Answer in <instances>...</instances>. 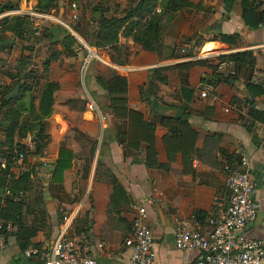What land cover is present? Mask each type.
Here are the masks:
<instances>
[{"label":"crops","instance_id":"0c3cea01","mask_svg":"<svg viewBox=\"0 0 264 264\" xmlns=\"http://www.w3.org/2000/svg\"><path fill=\"white\" fill-rule=\"evenodd\" d=\"M189 1L200 4V8H185L176 14L163 33L160 52L146 50L131 38H122L119 45L126 47V51L98 50L108 63L93 58L84 77L83 50L73 56L61 54L50 62V78L60 88L55 92L53 113L48 119L49 141L40 156H31L22 164L27 169L36 163L38 166L34 168L44 180L40 211L34 207L24 216L26 225L38 228L29 247L41 248L56 238L64 227L63 217L69 215L64 224L68 233L83 239L81 244L98 264H129L130 250L124 246V239L132 228L133 204L141 202L147 209V224L153 232L159 264H193L199 252L176 248V222H192L197 211L208 217L217 203L228 201L225 158H231L232 163L242 153L248 156L260 203L257 217L245 228V235L264 238V120L249 121L248 115L250 104L264 113V92L255 94L244 75L232 83L215 85L213 68L185 66L198 59L218 65L220 55L252 50L256 59L254 72L257 77H264V47H261L264 22L248 25L243 20L239 0L231 8L223 0ZM35 2L23 0L19 7L34 10ZM263 7L264 0L259 9ZM62 12L59 7L52 15ZM26 17L33 23L31 42L20 39L12 40L10 45L0 42V85L11 83L5 73L17 64L24 45L33 44V61L38 65L49 58L52 49H62L63 32L58 23ZM224 33L236 34L235 43L220 41L218 37ZM45 34L52 38H39ZM193 36L203 41L194 49L196 57L186 56L192 47L188 39ZM156 69L165 77L164 82L157 80ZM232 69L233 65H229L219 71L228 73ZM114 74L127 80L128 107L141 112L145 120L155 125L158 167L146 165V142L137 148L119 142L127 121L111 113L108 93L97 81L99 76L109 78ZM183 88L193 93L183 92ZM204 89L208 94L202 97ZM90 104L94 107L90 108ZM174 110L182 111V115L173 117ZM164 117L187 119L196 132L190 161L184 159L182 152L174 151L170 143L167 145L172 131L178 127L176 123L163 125ZM94 144L96 148L91 153ZM62 147L71 150L74 157L70 167L63 171L61 181H54L52 175ZM18 165L21 167V163ZM14 171L18 172V168ZM111 177L127 195V200L119 205L112 201ZM199 222L204 224L206 219ZM97 242L107 245L111 254L98 250ZM23 251L16 236L8 235L0 264H43L36 257L26 258Z\"/></svg>","mask_w":264,"mask_h":264},{"label":"trees","instance_id":"16d2710c","mask_svg":"<svg viewBox=\"0 0 264 264\" xmlns=\"http://www.w3.org/2000/svg\"><path fill=\"white\" fill-rule=\"evenodd\" d=\"M22 1L0 0V12L17 8ZM64 1L77 2L80 0H36L33 9L37 12L52 14L59 10L61 3ZM223 1L227 8H231L238 0ZM239 1L242 7L243 20L248 25L258 26L264 22V7L259 9L263 0ZM124 4L123 6L119 2H113L112 4L101 2L92 5L90 16L85 17L87 21L85 25L80 22L81 19L84 20L83 15L88 12L86 11L87 7L84 6L83 13L79 15V20L72 29L93 48L112 49L116 53H121L126 51V47L120 46L119 42L121 37H125L131 38L133 42L141 45L146 50L160 52L163 33L176 14L185 8H200V4L193 5L189 0H125ZM61 27L60 30L63 32L61 50L52 49L49 58L38 65L33 61V44L24 45L22 54L16 61L17 64L8 68L5 73L11 83L0 85V161L1 159L5 160L4 167L0 162V220L10 221L15 225V230L9 235L16 236L18 245L22 250L29 248L30 239L38 231L37 227L26 225L24 216L26 212L34 207L41 209L43 205L44 180L35 170L38 165L35 163L33 167L24 169L22 164L31 156H40L49 141L48 119L53 113L55 92L60 88L59 83L50 78V62L56 60L61 54L73 56L82 50L78 39L68 29ZM33 32V23L28 17L14 16L0 21L1 43L5 42L10 45V42L16 39L31 42ZM57 33H59V30ZM7 34L10 35L7 36ZM41 37L42 39L48 37L51 39L52 35L45 34L39 38ZM236 37V34L224 33L220 34L218 38L222 42L234 44ZM188 40L191 41L192 47L189 48L186 56H196L194 49L203 41L196 39L194 36ZM124 53L126 54V52ZM217 59L218 65H213L211 60L208 59H198L187 62L185 66L190 68L194 65H206L213 68L215 71L213 84L215 85L220 82L232 83L244 75L248 81L247 85L250 89H253L255 94L264 92V85L253 80L256 59L252 50L220 55ZM223 62L232 63V72L219 71V65ZM158 71V69L155 70L157 80L164 82L165 77L159 75ZM97 81L108 93L111 113L127 121L126 130L120 132L121 139H119V142H126V145L130 148H137L141 142H146V165L148 167L160 166L155 157V125L145 120L141 112L128 107L126 78L114 74L109 78L99 76ZM16 87H19L18 94L7 100L6 95ZM182 91L193 93L185 88ZM247 101L249 100L247 99ZM248 115L250 117L249 121L264 120V113L255 109L252 104L249 105ZM161 121L163 125L177 124V130L172 131V138L167 140L166 143L167 145L170 143L174 151L182 152L184 159L190 161L197 134L189 126L188 120L164 117ZM28 134L32 136V148H27L23 143V139ZM95 148L94 144L91 147V153L95 151ZM19 153L24 155L21 167L17 162ZM73 157L74 154L71 150L64 147L60 149L56 168L52 175L54 181H61L63 171L70 167ZM225 161L231 162L232 159L226 157ZM14 168H18V172H15ZM84 169L87 175L88 168L85 167ZM111 183L114 197L112 201L115 205H119L122 201L127 200L126 192L114 177H111ZM206 217L207 215L202 211L195 212V218L198 221L202 222Z\"/></svg>","mask_w":264,"mask_h":264},{"label":"built area","instance_id":"2783aa9c","mask_svg":"<svg viewBox=\"0 0 264 264\" xmlns=\"http://www.w3.org/2000/svg\"><path fill=\"white\" fill-rule=\"evenodd\" d=\"M60 7L72 21L79 20L80 12L76 2L64 1ZM14 16L51 20L68 29L78 39L82 50L86 53L81 64L82 77L85 76L93 58L108 63L100 52L84 42L66 22L56 16L17 7L0 12V21ZM229 65L232 63H220L219 69L223 70ZM253 80L264 85V77H257V72L253 73ZM207 94V89L201 92L202 97ZM89 107L93 108L94 105L90 104ZM100 117L104 119L103 116ZM23 143L27 148H32V136L28 134L23 139ZM23 159V153H19L17 162L22 163ZM0 162L4 167L5 160L1 159ZM249 166V159L245 153L240 154L232 163L224 162L223 168L226 172V185L230 197L226 203H217L214 212L206 218L204 224L194 216L190 223L177 220L175 246L182 251L197 250L199 255L193 264H261L264 260V238L253 239L245 235V228L255 220L260 209L255 194V180ZM133 208L135 215L132 228L124 239V246L130 250L129 264H159L153 232L147 224L148 213L145 204L135 202ZM69 219V215L63 217L64 227L56 238L46 242L41 248L33 246L25 249L23 255L26 258L36 257L43 264H98L94 255L81 244V239L77 235L68 233V227L64 224H67ZM14 230L15 225L12 222L0 220V253L6 247L7 236ZM95 245L105 254H111L110 248L102 242H97Z\"/></svg>","mask_w":264,"mask_h":264},{"label":"rangeland","instance_id":"374dc122","mask_svg":"<svg viewBox=\"0 0 264 264\" xmlns=\"http://www.w3.org/2000/svg\"><path fill=\"white\" fill-rule=\"evenodd\" d=\"M101 2H106V4L108 3H110V4H112L113 2H119V3H121L122 5L125 3V0H80V1H77L76 3H77V6H78V10H79V12H80V14L81 13H83V11H84V6H86L87 7V10L86 11H88L85 15H83V18H84V20L82 21V19H81V23H83L84 25H85V23L87 22L86 20H85V17L87 18V17H89L90 15V8H91V6L92 5H94V4H96V3H101ZM125 5V4H124ZM123 5V6H124ZM61 6H62V3H61ZM54 16H57L56 18H58V19H61L62 21H64V22H66L71 28H73L74 27V25H76V23L78 22V21H76V22H74V21H72L69 17H68V15H67V13H64V12H62V13H60V14H54ZM82 16V15H81ZM81 16H80V18H81ZM90 26V25H89ZM88 29V28H87ZM122 38H125V37H121L120 39H122ZM127 39V38H126ZM83 40V39H82ZM84 41V40H83ZM85 42V41H84ZM97 51L98 50H100V49H103V48H95ZM83 52V54H84V56H85V54L86 53H84V51H82Z\"/></svg>","mask_w":264,"mask_h":264},{"label":"water","instance_id":"95a60500","mask_svg":"<svg viewBox=\"0 0 264 264\" xmlns=\"http://www.w3.org/2000/svg\"><path fill=\"white\" fill-rule=\"evenodd\" d=\"M18 92H19V87H16L11 93L7 94L5 98L7 100H10L13 97H15L18 94ZM171 113L172 115H174L173 117H180L182 115V111H179V110H174Z\"/></svg>","mask_w":264,"mask_h":264}]
</instances>
